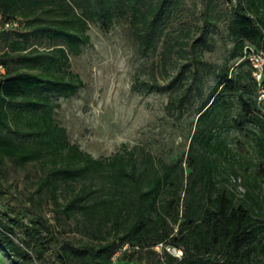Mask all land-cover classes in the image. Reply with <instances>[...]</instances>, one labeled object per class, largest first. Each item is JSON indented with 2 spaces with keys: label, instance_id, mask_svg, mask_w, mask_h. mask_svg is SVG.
I'll return each mask as SVG.
<instances>
[{
  "label": "trees",
  "instance_id": "1",
  "mask_svg": "<svg viewBox=\"0 0 264 264\" xmlns=\"http://www.w3.org/2000/svg\"><path fill=\"white\" fill-rule=\"evenodd\" d=\"M227 2V31L233 40L228 59L235 64L219 75L198 108L184 168L181 161L167 163L125 143L110 156L93 157L71 143L53 117L54 98L73 96L83 86L70 69L69 55H78L89 43L88 22L107 29L114 16L128 14L139 50L148 54L161 32L164 1L0 0V15L23 20L19 28L0 32V163L38 162L45 168L37 191L46 190L55 213L81 216L97 234L95 241L69 247L80 250L82 264H109L123 243L137 246L123 258L137 264H264V208L253 209L247 202L254 191L246 189L245 198L236 201L229 188L218 185L225 144L216 142L214 132L217 116L226 114L223 95L236 94L240 119L234 126L257 125L251 138L253 163L264 183V100L257 98L253 67L244 58L247 46L264 52V0ZM253 183L261 189L256 178ZM4 196L0 168V201ZM11 212L0 214V252L13 264L43 260L56 240L54 226L44 228L40 219L23 226ZM158 243L182 247L183 255H159L151 250ZM57 259L69 264L68 248L62 247Z\"/></svg>",
  "mask_w": 264,
  "mask_h": 264
},
{
  "label": "rangeland",
  "instance_id": "2",
  "mask_svg": "<svg viewBox=\"0 0 264 264\" xmlns=\"http://www.w3.org/2000/svg\"><path fill=\"white\" fill-rule=\"evenodd\" d=\"M160 1L166 4V13L150 53L139 50L126 14L114 16L107 29L89 21V43L81 46L78 55H69L70 69L80 76L83 86L73 96L54 98L57 107L53 117L65 128L68 140L93 157L110 156L125 143L167 163L181 161L185 168L198 108L219 75L235 64L234 59H228L233 40L227 31L231 7L227 0ZM46 44L42 41L41 45ZM223 96L226 114L224 118L217 116L214 131L216 142L225 144L219 154L222 173L218 178H223L218 185L229 188L236 201L245 198L246 189L254 191L258 204L250 198L247 202L253 209L257 205L264 208V183L255 175L256 153L251 140L257 125L244 122L242 129L236 128L234 120L240 119L237 95ZM247 97L252 95L247 93ZM0 168L5 191L0 214L11 209L10 214L23 226L36 219L42 220L44 228L54 226L55 242L45 258L34 264H59L57 255L62 247L70 252L69 264H82L80 250L73 252L69 247L95 241L97 234L81 216L68 219L55 213L46 190L37 191L36 181L45 168L38 162L16 166L8 159ZM254 178L260 190L254 188ZM177 248L183 255L182 247ZM123 263L137 264L136 260ZM0 264L13 263L7 253L0 252Z\"/></svg>",
  "mask_w": 264,
  "mask_h": 264
},
{
  "label": "built area",
  "instance_id": "3",
  "mask_svg": "<svg viewBox=\"0 0 264 264\" xmlns=\"http://www.w3.org/2000/svg\"><path fill=\"white\" fill-rule=\"evenodd\" d=\"M22 22V18L18 16L7 18L0 15V32L15 30L22 25ZM244 55V58L248 59L253 67L252 76L258 83L257 98L259 101L264 100V83H262V77H264V52H256L254 49L247 46L244 50ZM0 72H3L2 66H0ZM137 249V246H131L129 243L119 245L110 256L109 264H123L124 256ZM151 250L159 255L165 251L176 258L182 256V250L180 248L166 243H158L151 247Z\"/></svg>",
  "mask_w": 264,
  "mask_h": 264
}]
</instances>
